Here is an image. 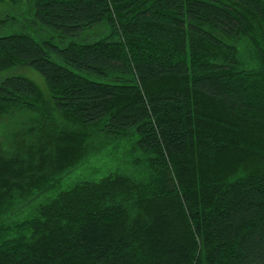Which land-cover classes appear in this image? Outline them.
<instances>
[{"label": "trees", "instance_id": "trees-1", "mask_svg": "<svg viewBox=\"0 0 264 264\" xmlns=\"http://www.w3.org/2000/svg\"><path fill=\"white\" fill-rule=\"evenodd\" d=\"M0 3V71L86 129L0 154V264H264V0Z\"/></svg>", "mask_w": 264, "mask_h": 264}, {"label": "rangeland", "instance_id": "rangeland-1", "mask_svg": "<svg viewBox=\"0 0 264 264\" xmlns=\"http://www.w3.org/2000/svg\"><path fill=\"white\" fill-rule=\"evenodd\" d=\"M0 9L7 10L6 4L0 3ZM15 74L23 75L33 82L41 98V109L21 108L12 110L6 115H0V154L4 152L6 156H18L22 158V161L30 158L33 161L46 162L54 158L55 149L58 146L68 144L58 135L75 133L80 138V135H85L86 129L67 122L58 114L47 91L44 78L36 69L21 66L0 71V79ZM100 140L94 141L96 148L97 144H103L104 147V141ZM96 148H92V158H95L93 160L97 162L95 165L109 164L111 160L105 149L98 150ZM114 163L118 164V160H115ZM90 164L91 162L88 166ZM95 165L94 167L90 166L92 173L101 170L99 166Z\"/></svg>", "mask_w": 264, "mask_h": 264}]
</instances>
